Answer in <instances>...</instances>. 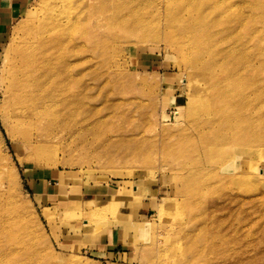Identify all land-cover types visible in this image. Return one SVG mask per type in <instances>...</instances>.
<instances>
[{"label":"rangeland","instance_id":"1","mask_svg":"<svg viewBox=\"0 0 264 264\" xmlns=\"http://www.w3.org/2000/svg\"><path fill=\"white\" fill-rule=\"evenodd\" d=\"M48 1L31 0L0 47V192L18 218L0 222V264H264V56L244 72L252 119L234 129L216 123V104L165 43L162 25L144 36L118 32V41L101 45L96 32L95 49L79 54L76 72L32 73L40 104L62 84L77 94L74 114L55 111L21 130L6 128L13 50ZM223 1L245 18L241 36L264 31V0ZM53 117L59 122L50 126ZM106 133L135 145L108 146ZM208 141L220 150L208 155ZM113 199L116 207L102 216L86 215ZM112 232L125 250L96 249Z\"/></svg>","mask_w":264,"mask_h":264},{"label":"bare ground","instance_id":"2","mask_svg":"<svg viewBox=\"0 0 264 264\" xmlns=\"http://www.w3.org/2000/svg\"><path fill=\"white\" fill-rule=\"evenodd\" d=\"M228 7L223 0H49L44 6L43 16L33 21L28 27L29 30L27 28L28 32L25 33L29 36L21 42V46L16 45L13 50L16 59L10 67L2 125L21 130L32 123L42 121L45 115L55 111V114L69 117L78 106L80 107V104H77V94L60 88L62 84H57L58 91L51 96V100L44 95L45 99H49H46V105L40 104L42 94H35L33 90L36 79L32 77L34 70L46 68V74H52L48 79L53 77V73L60 77L62 73L69 71L70 75L76 72V66L84 63L79 60V54H89L96 44L115 42L119 37L118 32H134L136 36L148 35L147 32L154 26L161 25L160 34L163 35L165 43L174 47L178 55L187 61L191 69L189 78L202 83L199 89H204L205 95L216 104L219 110L216 123H226L234 129L238 128V125L248 123L252 119L251 110L255 102L251 97V77L247 78L244 72L251 71L252 62L258 58L257 55L264 56V46L261 43L264 41V31L261 29L251 33L247 30L250 33L247 34L249 39L244 38L245 35L241 36L242 32L239 33L236 28L241 24L243 29L245 18L242 15L244 19L241 21L239 12L231 13ZM96 32H103L104 36L101 35L99 43L95 44L91 39ZM160 34H156L153 41L159 40ZM260 66L264 68V61L260 62ZM71 77L75 79L73 75ZM247 88L251 93L245 92ZM194 110L192 106L190 113ZM259 110H256L258 116L261 115ZM57 119L58 117L51 118L49 125L53 126L56 122L58 124ZM89 125H92L90 121L84 129L90 128ZM92 132L95 138L93 141L98 142V130L93 129ZM106 134L108 146L111 140H117L127 148L135 145L128 141L124 134L116 138H110L113 136ZM20 136L24 138V135ZM207 143L208 155L220 150L219 145L211 146L210 141ZM141 153V148L131 151L132 156ZM4 197V192H0V222L12 226L18 221L13 212L15 205L5 201ZM116 205L117 201L113 199L102 208L89 209L86 215L89 218L100 217L103 210L114 208ZM1 213L6 217L3 215L2 218Z\"/></svg>","mask_w":264,"mask_h":264},{"label":"crops","instance_id":"3","mask_svg":"<svg viewBox=\"0 0 264 264\" xmlns=\"http://www.w3.org/2000/svg\"><path fill=\"white\" fill-rule=\"evenodd\" d=\"M30 1L31 0H0V47L6 40L13 24L23 16ZM101 247L110 249L112 253H119L125 250L122 238H115L113 232L110 234L109 238H101L99 240L96 249Z\"/></svg>","mask_w":264,"mask_h":264}]
</instances>
